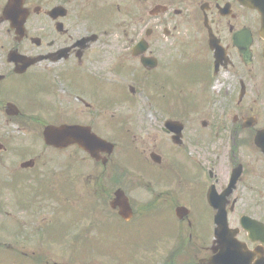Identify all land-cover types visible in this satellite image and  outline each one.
Returning a JSON list of instances; mask_svg holds the SVG:
<instances>
[{
  "label": "flooded vegetation",
  "instance_id": "obj_1",
  "mask_svg": "<svg viewBox=\"0 0 264 264\" xmlns=\"http://www.w3.org/2000/svg\"><path fill=\"white\" fill-rule=\"evenodd\" d=\"M121 234L128 264H264V0H0V264Z\"/></svg>",
  "mask_w": 264,
  "mask_h": 264
},
{
  "label": "rangeland",
  "instance_id": "obj_2",
  "mask_svg": "<svg viewBox=\"0 0 264 264\" xmlns=\"http://www.w3.org/2000/svg\"><path fill=\"white\" fill-rule=\"evenodd\" d=\"M105 230L106 228L104 227V233H102L101 231L100 234L107 235ZM127 240L128 238L126 237V235L121 234L118 238L114 239V243L110 242L109 248L108 246L105 248L101 247L104 245L99 244L100 248L105 250L107 255H105L106 257L101 256L102 258L98 256V260L92 259L90 255V250L87 248H86L87 250H85V255L83 256H80V249L78 250L75 249L74 252L78 253V257L76 256L75 258V256H71V257H74V259H69V260L71 261V263H74V264H79L80 262L91 263L92 261L97 262L95 264H98V261H100V263L102 264H128L126 260L127 255H128V252H127L128 244H126ZM129 243H130V253H131V248L137 247V245L134 242H129ZM60 250H61L60 252H63V253H60L63 256L69 257L71 255L70 250L68 249V245H64L63 249L60 248ZM2 255L3 253L0 252V260H1ZM10 264H13V263L10 262Z\"/></svg>",
  "mask_w": 264,
  "mask_h": 264
},
{
  "label": "water",
  "instance_id": "obj_3",
  "mask_svg": "<svg viewBox=\"0 0 264 264\" xmlns=\"http://www.w3.org/2000/svg\"><path fill=\"white\" fill-rule=\"evenodd\" d=\"M80 131L84 132L83 130H81V128L66 127V126H62V127L51 126V127H48L47 130L45 131V140L49 144H54L56 146H62L66 140H76L78 137H73L71 139L69 136L71 135L73 136L75 134L77 135L78 133H80ZM84 135H85V132H84ZM92 139H94L93 142L96 144V146H98V148L109 150V148H107V145H108L107 141L99 137L98 138L93 137ZM118 197L121 200L120 205L122 206L124 204L128 205V201L126 199L123 200L120 194H118ZM216 260H218V256L216 257Z\"/></svg>",
  "mask_w": 264,
  "mask_h": 264
}]
</instances>
